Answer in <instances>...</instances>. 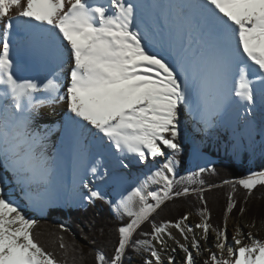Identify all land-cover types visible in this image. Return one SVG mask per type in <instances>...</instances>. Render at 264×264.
Wrapping results in <instances>:
<instances>
[{
    "label": "snow or ice",
    "instance_id": "6c2138e0",
    "mask_svg": "<svg viewBox=\"0 0 264 264\" xmlns=\"http://www.w3.org/2000/svg\"><path fill=\"white\" fill-rule=\"evenodd\" d=\"M191 6L202 11L217 42L213 60L217 99L210 102L209 78L202 76L197 88L199 122L205 128L211 127L233 95L246 113L256 107L264 111V0H197ZM136 9L137 5L127 0H0V99L10 100L0 103V160L12 171L29 202L33 200L34 187L45 186L47 190L52 180V161L44 151L51 130L36 131L32 127L39 109L46 105L65 101L71 114L69 121L80 127L90 126L102 145L106 140L110 148L133 154L141 163L148 156H163V148L173 153L181 151L179 109L184 105L192 110L188 69L182 59L174 67L163 55L148 50ZM14 27L25 34L21 43L41 45L45 57L55 65L52 78L42 86L33 80L20 81L12 73L10 37ZM66 65L68 83L61 94L58 77L62 78ZM250 72L255 79L250 78ZM192 79L195 81V74ZM257 82L261 85L258 91L254 88ZM36 93L45 98L37 99ZM162 169L172 174L171 178L163 170L153 174L163 184L162 194L145 195L137 187L117 204L105 200L117 215L123 210L131 220L117 229L119 239L114 254L106 258L97 251L96 264H122L130 245L137 254L149 253L150 258L143 264H163L153 242L166 247L164 236L171 238L168 223L152 226L151 241L137 240L133 244L132 237L151 213L171 198L175 184L193 182V177L199 178L206 169L177 180L172 156L167 157ZM91 171L95 174L96 167ZM238 183L251 194L257 185H264V172L250 173ZM83 187L88 189L84 200L105 199L87 183ZM187 191L185 188L184 193ZM149 197L154 204L148 202ZM137 199L141 207L133 211L131 205ZM234 206L229 194L227 212ZM185 220L187 216L171 226L187 239L193 230L184 224ZM35 224L18 205L4 197L0 186V264H59L55 255L35 240ZM59 227L67 231L64 225ZM195 227L207 240L211 225L202 219ZM247 238L251 242L243 243L242 230L237 227L234 247L227 241L226 228L218 229L215 248L219 254L208 250L203 264H264V241L253 238L251 233ZM59 247L67 254L63 237ZM179 248L184 253L182 264H196L189 247L179 244ZM191 248L200 252L197 239L193 238ZM168 264H176L173 256L168 257Z\"/></svg>",
    "mask_w": 264,
    "mask_h": 264
},
{
    "label": "bare ground",
    "instance_id": "6f19581e",
    "mask_svg": "<svg viewBox=\"0 0 264 264\" xmlns=\"http://www.w3.org/2000/svg\"><path fill=\"white\" fill-rule=\"evenodd\" d=\"M127 2L137 5V21L141 34H146L144 42L148 50L163 55L174 67L177 66V60L182 59L188 69L189 79L192 81H194L193 74H195L197 82L202 76L207 75L209 78V99L211 103H215L218 90L213 72V60L217 42L202 11L191 6L195 5L197 0H127ZM24 35L15 27L11 32L12 73L20 81L33 80L42 86L47 79L52 78L56 71L55 65L45 57L41 45L33 46L21 43ZM0 50H2V43H0ZM21 70H25L26 73L18 78L17 73ZM68 71L69 68L66 65L61 74L62 78L58 77L61 83V94L66 91ZM249 75L250 78L255 79L251 72ZM260 87L258 82L254 84L257 91ZM34 95L37 99L45 98L41 93ZM0 96H2V88H0ZM0 103H10V100L0 99ZM70 116L66 102L59 101L39 109L33 120L34 130H51L45 141L44 149L53 165L51 183L46 186L47 190L43 186L46 194L54 190L50 195L56 193L54 195L62 197L63 193H67L68 197L77 195L81 202H85L84 196L88 195V189L83 187L84 183H87L93 191H99L106 199L115 204L127 197L132 189L137 187L142 188L145 195L148 192L163 193V184L158 182L153 174L158 170H163L162 166L167 157L174 154L171 150L163 148L165 153L163 156H148L141 163L138 157L133 154L127 152L121 154L114 148H110L106 140L102 145L95 135L94 129L86 125L84 127L77 126L69 121L68 117ZM183 118L179 117L178 124L180 144L184 140L195 141L196 137L200 138L202 135L206 137L210 134V127L205 128L198 118L189 124L185 122L188 121L186 117ZM81 124L83 125L84 122ZM216 124L220 126L217 134L218 140L231 141L233 153L237 158L241 155L245 145L243 136L246 138L253 156L264 148V111L259 107L254 108L250 114L246 113L244 106L233 95L222 114L215 118L213 125ZM258 134H261V137L256 141L255 138ZM190 159L193 164L197 161H195L194 155H191ZM93 167H96L95 174L91 171ZM174 168L176 176L178 167L175 162ZM163 171L171 178L172 174L167 173L166 170ZM13 192L16 193V191ZM13 192H9V194ZM140 207L138 199L131 205L133 211H138ZM202 219L209 223L205 213L194 219L187 217L184 224L193 230L187 234V239L175 227L169 226L167 231L171 233V238L168 235L164 236L166 247L153 242L157 251L160 252L163 264H168L169 256L175 258L176 264H182L184 253L179 248V244L189 247L195 256L196 264H203L209 255L208 250L219 254L215 248L217 240H210V233H208L207 240L202 239V230L195 227L196 224L201 223ZM227 226L232 228L233 224L227 221ZM237 227L242 230L243 243L251 242L247 238L249 233L253 238L264 241V223L254 227L248 223L240 222L232 229L231 236L226 234L228 243L234 247L233 237L236 235ZM193 238L197 239L201 245L199 253L191 248ZM172 249H175V252Z\"/></svg>",
    "mask_w": 264,
    "mask_h": 264
},
{
    "label": "trees",
    "instance_id": "16d2710c",
    "mask_svg": "<svg viewBox=\"0 0 264 264\" xmlns=\"http://www.w3.org/2000/svg\"><path fill=\"white\" fill-rule=\"evenodd\" d=\"M189 151L190 145L185 144L182 154L177 157L181 171H184L183 167L187 162ZM206 152L212 155L216 153L212 149H207ZM247 156L248 153L244 152V158L238 163L232 157L216 153L215 157L218 160L210 167L214 171H207L209 169L207 168L200 176V184L192 187L183 186L176 190L174 193L183 194L172 196L151 213L149 219L135 231L132 237L133 244L137 240H150L154 224L157 226L165 223L175 224L185 215L197 211L206 210L211 228L221 229L225 222L229 194L232 195L235 204L228 212L229 215L236 217L240 210L244 209V214L249 218L264 220V185H257L249 194L238 183L240 179L249 175L247 170L250 167L245 163ZM258 160L255 164L257 170L253 171L264 172V159L260 157ZM185 188L188 189L187 193H184ZM56 216H62L74 231L78 232L80 241L75 239L70 231H62L53 224L51 218ZM33 220L36 221L33 228L35 240L46 251L52 252L59 264H96L97 251L102 252L106 258L114 254L119 239L117 229L129 223L131 217L125 214L117 216L104 200L94 199L86 207H67L66 209L48 207L43 215L34 217ZM60 237H63V242L68 246L67 254L59 247ZM134 254L137 255L130 245L123 255V264H128Z\"/></svg>",
    "mask_w": 264,
    "mask_h": 264
},
{
    "label": "rangeland",
    "instance_id": "374dc122",
    "mask_svg": "<svg viewBox=\"0 0 264 264\" xmlns=\"http://www.w3.org/2000/svg\"><path fill=\"white\" fill-rule=\"evenodd\" d=\"M25 73H26L25 70H21L20 72L17 73V77L19 78L21 75ZM189 83H190L189 103L191 104L192 110L189 111L184 105H181L179 109V117L180 118L186 117L188 121H185V122L187 124L193 122L192 120L198 118V114L196 112L197 103H198V97H197L198 82L197 81L194 82L191 79H189ZM249 118L251 119V117ZM250 123L252 124V121H250ZM219 129H220L219 125L217 124L212 125L210 127V132H209L210 134L208 136L204 137V135H202L200 136V138L196 137L195 138L196 142L190 141V140H184L180 144L181 151L179 153H174L172 155L174 162L177 164V167H178L177 169L178 172L175 176L177 180H180L181 177H184V178L190 177L194 173L198 172L201 168H204V169L210 168L218 160V158L215 157L216 153H218V155H227L229 157H232L235 162L239 163L244 158L243 153L246 152L248 153V156L245 160V163L250 167V169L247 170L248 174L253 173L255 170H257V166L255 167V164L257 161H259L258 159H260V157L264 159V148L261 149L257 153V155L253 156L251 150L249 149L247 145L246 138L243 136L245 145L243 147L241 155L237 158L233 153V147H232L233 144L231 141H221L220 139L218 140L217 134L219 133ZM260 137H261V134H258L255 140L257 141V139ZM185 144L190 145V151L188 153L187 162L185 163V166L183 167L184 171H181V169H179V161L177 157H179L182 154ZM207 149H212L216 153L213 155L210 153H207L206 152ZM191 155H194L195 161L197 160L195 164H193L190 159ZM200 183H201L200 177L199 178L193 177V182H188L187 180H185L183 183H177L174 185L172 196L176 195L174 192L178 190L180 187H183V186L192 187ZM0 186L3 187L4 197L6 199L13 201L16 205H18L23 211V213L26 215V217L30 219L43 215L46 212L48 207H62V208L86 207L94 201L92 200L91 202L89 201L81 202L79 198L77 197V195H71L68 197L67 193H63L62 197H60V195H54L56 193H54L53 195H50L54 192V190L50 192L49 194H46L43 189V186H39V187L33 188V200L32 202H29V200H27L23 195L22 186L17 183L14 174L12 173L10 169L4 166L2 160H0ZM13 191H16V193ZM9 192H13V193L9 194ZM110 195H111V198L114 199L113 195L112 194ZM105 200L109 201L106 198L104 199V201ZM148 202L153 203V204L155 203V201H153L152 199H148ZM112 204L114 205L115 203H112ZM109 206L113 211L112 206L110 204ZM114 213L117 215L116 212ZM202 213L207 214V212L205 211H197L196 213H193V214L191 213L185 216H187L188 218L194 219L197 216L200 217ZM122 214H124L123 210H121V213L117 216H121ZM224 217H225L224 218L225 222L223 223V226L221 229L226 228V234L230 236L232 235V229L235 228V226L239 224L240 222L248 223L249 225L254 226V227H258L259 224L264 223V220H254V219L249 218L248 216L244 214V212H240L238 213V216L232 217L231 215H229V213L226 210ZM51 221L57 227H59L60 225H64L67 231H70L75 237V239L80 241V237H78V232H75L73 227L70 226L62 218V216L52 217ZM227 221L233 224L232 228H229L227 226ZM168 224L169 226L174 225V223H168ZM208 233H210V237H209L210 240L212 239L213 241L214 239H216L217 229H213L210 227ZM151 239L149 241H151ZM153 247H155L154 243H153ZM148 257H149V253L141 251L137 255L136 254L132 255L131 260H129L128 264H138L140 262H143L144 260H147ZM122 264H123V258H122Z\"/></svg>",
    "mask_w": 264,
    "mask_h": 264
}]
</instances>
